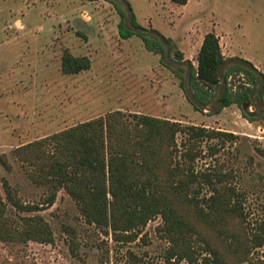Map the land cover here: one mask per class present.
<instances>
[{"label": "rangeland", "instance_id": "obj_1", "mask_svg": "<svg viewBox=\"0 0 264 264\" xmlns=\"http://www.w3.org/2000/svg\"><path fill=\"white\" fill-rule=\"evenodd\" d=\"M126 1L146 32L155 30L169 38L194 67L204 36L214 33L225 58H243L264 74V0H187L185 5ZM116 7L125 13L129 28L130 12L122 0H0V201L6 205V218L16 223L40 215L53 233L51 244L0 240V264H188L175 254L170 257L159 217L126 235L89 225L64 189L34 183L29 176L33 167L13 155L23 145L117 111L129 120L142 115L235 135L223 145L218 140L200 142L195 169L228 174L229 186L242 201L244 220L225 216L218 225L221 231L240 236L257 232L264 221V100L251 108L262 118L254 123L244 120L236 106L218 115L195 112L158 55L148 53L136 36L119 38ZM66 51L86 57L90 68L63 74ZM185 139L177 134L179 151ZM3 179L18 200L38 210L16 212L6 201ZM52 193L56 196L49 206ZM184 212L231 264L264 260L262 248L242 262L227 236L196 224L192 213Z\"/></svg>", "mask_w": 264, "mask_h": 264}, {"label": "trees", "instance_id": "obj_2", "mask_svg": "<svg viewBox=\"0 0 264 264\" xmlns=\"http://www.w3.org/2000/svg\"><path fill=\"white\" fill-rule=\"evenodd\" d=\"M122 1L130 12V27L126 26L125 13L116 7L120 16L119 38L128 40L136 36L148 53L158 55L159 63L178 81L185 100L195 112L218 115L236 106L248 123L262 120L255 109L251 111L254 102L264 100V74L253 64L243 58H225L218 37L207 33L194 67L169 38L155 30L146 32L137 23L130 4ZM171 1L178 5L187 2ZM89 68L86 57L77 58L64 52L63 74L75 75ZM127 118L122 112H113L23 145L13 155L33 167L29 176L34 183L64 189L89 225L109 229L114 235H126L159 217L163 237L171 246L170 257L175 254L178 261L231 264L203 239L184 209L192 213L196 224L227 236L229 246L239 253L242 262L252 250L264 248V221L259 223L257 232L240 236L219 229L225 216L244 220L242 201L229 186L228 174L211 169L197 172L194 166L201 154L197 151L200 142L218 140L223 145L224 141L237 138L235 135L183 127L149 116ZM178 133L186 136L181 151L176 144ZM214 146L209 147L211 156L215 154ZM1 163L10 171L5 160ZM2 186L7 203L16 212L38 210L18 200L7 180H2ZM55 196L52 193L46 204L52 206ZM5 211L6 205L0 201L1 241L53 242L52 230L42 216L21 217L15 223L5 217Z\"/></svg>", "mask_w": 264, "mask_h": 264}, {"label": "crops", "instance_id": "obj_3", "mask_svg": "<svg viewBox=\"0 0 264 264\" xmlns=\"http://www.w3.org/2000/svg\"><path fill=\"white\" fill-rule=\"evenodd\" d=\"M232 107V106H231ZM225 110V109H224Z\"/></svg>", "mask_w": 264, "mask_h": 264}]
</instances>
